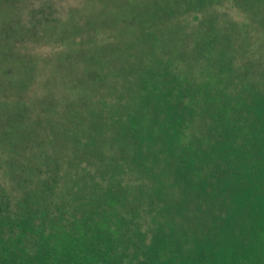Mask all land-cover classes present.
Instances as JSON below:
<instances>
[{"label":"trees","instance_id":"trees-1","mask_svg":"<svg viewBox=\"0 0 264 264\" xmlns=\"http://www.w3.org/2000/svg\"><path fill=\"white\" fill-rule=\"evenodd\" d=\"M7 1L0 264H264V0Z\"/></svg>","mask_w":264,"mask_h":264},{"label":"rangeland","instance_id":"rangeland-1","mask_svg":"<svg viewBox=\"0 0 264 264\" xmlns=\"http://www.w3.org/2000/svg\"><path fill=\"white\" fill-rule=\"evenodd\" d=\"M19 4L20 7V12H18L19 15V21L20 19H22L21 21L25 24H31L34 21L30 22L28 20H33V15L31 16V14L33 13V11L36 10H40V9H44L43 7L46 5V2L48 0H16ZM120 1L121 0H116L113 3L109 2L108 0H106L105 2L102 3L103 7H107V6H115L116 8L119 7L118 5H120ZM7 0H0V23H2L3 21H5V16L8 15L9 10L11 9V4ZM52 5H53V14L55 13H61L62 15L60 16V19H64L68 16V10L70 7V11H72L73 9L76 11H79L81 9H89V6L91 5L89 0H53L52 1ZM18 7V8H19ZM17 8V7H16ZM81 14V13H80ZM22 17H21V16ZM57 15V14H55ZM82 17H78V19H76L75 21H78L80 23V26L85 27L84 23H87L90 21L89 19H87V17L84 14H81ZM39 20L40 18L42 19V16L40 13L37 14L36 19ZM31 18V19H30ZM104 18H100V20L103 21ZM98 20V19H97ZM46 47V46H45ZM35 50H43L42 47H36ZM21 60L23 61L21 63V72H22V76L19 78H16L18 81H21L22 78L24 77V72L29 70V74L32 75L33 79H37L39 76H43L45 78V74L51 77H54L56 74H54V70H50V69H42L41 67H39L36 63L35 60L33 59L32 63L27 61V57H22ZM38 64L40 62V57L37 58ZM35 63V65H33ZM54 69V68H53ZM9 78H7L6 76H0V88L1 86L3 87H7V91H5V99L3 100L4 102H8L7 100V96L12 93H14L15 88L9 86L8 83ZM19 85L21 86L22 83H19ZM46 87L42 85H40V83H36L35 84V91L39 93V99L37 100V102L34 103V105H36L37 107H39V105L41 104L42 100H44V103L46 104L48 102L47 97L43 98L45 95H51L54 94L57 91L56 85L51 84L49 85V90L47 89V92H42L41 90H46ZM3 107V102L0 105V108Z\"/></svg>","mask_w":264,"mask_h":264}]
</instances>
